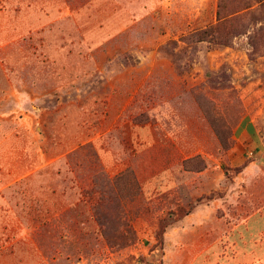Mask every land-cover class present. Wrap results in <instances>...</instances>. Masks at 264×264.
Returning <instances> with one entry per match:
<instances>
[{
	"label": "rangeland",
	"instance_id": "374dc122",
	"mask_svg": "<svg viewBox=\"0 0 264 264\" xmlns=\"http://www.w3.org/2000/svg\"><path fill=\"white\" fill-rule=\"evenodd\" d=\"M217 2L0 0V264H181L174 234L208 238L198 264H264V229L236 228L264 212V47L191 41ZM126 168L122 246L89 189Z\"/></svg>",
	"mask_w": 264,
	"mask_h": 264
},
{
	"label": "trees",
	"instance_id": "16d2710c",
	"mask_svg": "<svg viewBox=\"0 0 264 264\" xmlns=\"http://www.w3.org/2000/svg\"><path fill=\"white\" fill-rule=\"evenodd\" d=\"M254 3L257 4L256 7H253ZM256 12H258V18H255ZM244 17L248 19L247 22L242 21ZM257 22H260L259 26L256 25ZM241 34H248V44L252 51L264 47V0H218L216 22L208 25L204 30L193 32L190 39L191 41H206L220 47L230 45L232 38ZM215 123L216 121L212 124L214 131L220 142L225 144V138ZM249 161L239 168V172ZM120 176L131 178L129 195H135L138 190V183L130 168H126L121 175L114 177H110L103 170H96L91 176V188L89 190L96 197L92 203V214L100 233L104 238H107L109 224L116 226L117 230L123 228L125 234L117 242L126 246L133 243L135 238H133L131 229L128 227V221L125 219V210L122 204L123 196L120 195L118 184ZM190 212H186L184 216ZM165 226L164 219L160 218L158 227L161 229ZM117 242L110 243L115 245L118 244Z\"/></svg>",
	"mask_w": 264,
	"mask_h": 264
},
{
	"label": "crops",
	"instance_id": "0c3cea01",
	"mask_svg": "<svg viewBox=\"0 0 264 264\" xmlns=\"http://www.w3.org/2000/svg\"><path fill=\"white\" fill-rule=\"evenodd\" d=\"M255 162H256L255 160L250 161L248 163V165H250V163L252 165H255ZM241 175H243V174L240 173V176ZM249 175H251L250 180L255 179L256 177L259 178V177H261V175L264 176V169L263 170L257 169L254 173L249 172ZM263 205H264V199H263ZM190 213H188V214L190 215ZM189 215H188V217H190ZM204 219H206V217L202 216L201 221H200L202 226L205 224ZM241 219L242 220H240V222L238 221L239 223L237 225L235 223H233V226L235 227V225H236V228L237 227L243 228V231H241V233L244 232V234L246 236L249 235L250 231L252 230V227L255 224H259L261 226V228L264 229V212L259 213V212L254 211V212H251L248 216L242 217ZM188 220H190V218H185V221H188ZM239 225H241V226H239ZM188 227H189V225H188ZM169 235H172V234H169ZM238 236H240V233L235 234V230H233L232 233H230L228 231V233L221 239H222V241H224L228 245L234 244V243L237 244V237ZM179 237L180 236H178L177 234L176 235L174 234V240H176V239L177 240L181 239V241L186 240V241H184L185 242V251H184V254H182L183 255V257H182L183 262L181 264H198L200 260L207 259L205 257H206V251L209 247H207V245L206 246L200 245L204 241L208 240V238L206 236H199V235L198 236H191V237L185 236L184 239L179 238ZM174 240H172V236L169 238V244H171L170 249L168 251L169 252V259H172V241H174ZM247 248L250 250L249 247H247ZM239 252H237L239 254V257H235L234 261L239 260V261H243V263H245V262L250 263L251 260L256 259L255 255L254 254L252 255L251 250L247 251L246 253H239ZM240 255L242 256V258H240ZM228 257H230V256L227 255V258ZM231 257H233V256H231ZM169 262L171 263V261H169ZM173 264H177V262H174Z\"/></svg>",
	"mask_w": 264,
	"mask_h": 264
}]
</instances>
